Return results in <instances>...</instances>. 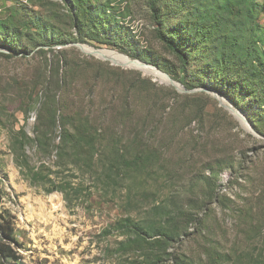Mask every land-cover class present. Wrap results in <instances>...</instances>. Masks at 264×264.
Returning <instances> with one entry per match:
<instances>
[{"label": "rangeland", "instance_id": "374dc122", "mask_svg": "<svg viewBox=\"0 0 264 264\" xmlns=\"http://www.w3.org/2000/svg\"><path fill=\"white\" fill-rule=\"evenodd\" d=\"M103 4L113 15L107 25L112 38L123 33L136 47L169 57L155 37L149 0ZM0 17L31 35L37 19L48 32L74 30L64 0H0ZM80 43L85 51L101 48L139 59L116 46ZM51 48L38 44L9 57L0 46V215L11 217L19 243L11 245L20 262L144 264V249H118L124 235L115 224L126 216L154 219L152 209L169 197L197 202L213 186L212 170L225 167L215 177L220 199L201 213L202 229L170 248L176 262L166 260L163 249L154 247L152 254L161 255L158 264H264V134L223 105L240 110L230 97L212 86L178 90L159 75L89 54L73 41ZM59 58L67 63L66 106L88 116L100 133L89 151L59 145L60 120L52 130L47 120H38L43 89H55L52 61ZM146 79L155 86L146 89ZM243 102L251 117L258 114L252 98ZM22 128L29 140L20 144ZM42 164L40 175L32 177L30 170ZM52 183L64 190L50 189Z\"/></svg>", "mask_w": 264, "mask_h": 264}, {"label": "trees", "instance_id": "16d2710c", "mask_svg": "<svg viewBox=\"0 0 264 264\" xmlns=\"http://www.w3.org/2000/svg\"><path fill=\"white\" fill-rule=\"evenodd\" d=\"M64 1L74 29L66 34L48 32L49 26L37 19L34 21L37 26L35 34L31 35L0 17V46L9 50L8 54H3L9 57L20 53L28 54L38 44L48 45L52 51L51 45L71 41H93L98 45L116 46L132 57L156 65L188 90L212 86L214 90L228 95L253 128L264 134V25L260 22L264 6L259 0H149L155 23V37L169 54V57L163 58L147 48L136 47L123 33H120L117 40L112 38L107 25L113 15L108 12L107 7L110 5L103 4L106 0ZM52 65L58 78L57 83L54 90L48 87L43 89L39 98L38 120H47L45 125L51 130L56 126L57 120H60L59 145L62 147L70 144L77 151H89L92 147L90 142L97 140L100 133L89 123L88 116H83L80 111H70L66 106L62 93L68 76L66 60H53ZM143 81L148 84L146 89L155 86L150 79ZM247 97L254 100L252 107L258 112L256 116H252L255 120L248 114L247 104L243 102ZM44 133L46 132L43 131L38 136L39 144L44 142ZM20 134L24 139L20 144L29 140L23 128L20 129ZM16 161L20 167L30 169L25 160L16 158ZM43 166L42 164L36 171L33 168L29 173L37 178ZM112 168L117 169L115 166ZM223 168L225 167L212 170L209 179L213 186L197 202L178 203L169 197L163 205L152 209L154 219L136 221L131 216L120 219L115 226L121 230L124 238L118 242V249L127 251L134 246L140 247L146 251L143 253L144 264H158L161 255L158 252L152 254L156 247L158 250L163 249L166 260L176 262L175 250L170 251V248L182 237L199 232L204 226L205 218L201 213L208 214L207 204L212 199H220L215 193L219 187L215 177ZM50 189L64 190V186L52 183ZM4 215L1 212L0 264H22L19 254L11 245H19L13 234L11 217ZM191 225L195 230H188Z\"/></svg>", "mask_w": 264, "mask_h": 264}, {"label": "bare ground", "instance_id": "6f19581e", "mask_svg": "<svg viewBox=\"0 0 264 264\" xmlns=\"http://www.w3.org/2000/svg\"><path fill=\"white\" fill-rule=\"evenodd\" d=\"M86 46V45H85ZM84 47V46H83ZM90 47V46H89ZM92 48V47H90ZM94 50V48H92ZM91 52V51H90ZM93 53H95L97 56L101 57V58H104V59H109V60H112L114 62H117V63H121L125 66H130V67H138L140 68L142 71H148L150 72L149 74L150 75H153V76H161V78L158 77V79L162 80V81H167L168 78L167 76H165L163 73H161L159 70H157L156 68L154 67H151V66H147V65H139L133 61H131L127 56L123 55V54H120L122 57H119L115 52H112V51H108V50H102V51H92ZM157 70V71H156ZM143 71V72H144ZM148 74V73H146ZM156 77V78H157ZM164 78V79H163ZM233 113V112H232ZM241 119V118H240ZM242 120V119H241ZM243 121V120H242ZM244 122V121H243ZM245 123V122H244Z\"/></svg>", "mask_w": 264, "mask_h": 264}, {"label": "water", "instance_id": "95a60500", "mask_svg": "<svg viewBox=\"0 0 264 264\" xmlns=\"http://www.w3.org/2000/svg\"><path fill=\"white\" fill-rule=\"evenodd\" d=\"M77 46H79V48L81 49V50H83V51H85L84 50V48H83V44L82 43H80V42H74ZM98 50H102L101 48H94V51H98ZM85 52H87V53H89V54H93V55H96L95 53H93L92 51L90 52V51H85ZM97 56V55H96ZM126 56V55H125ZM99 57V56H98ZM128 57V56H127ZM131 61H133V62H135V63H137V64H139V65H147V66H151V67H154V68H156L157 70H159L161 73H163L165 76H167V78H168V80L167 81H165L166 83H169V84H171V85H173L175 88H177L178 90H183V91H193V90H188V89H186L184 86H183V84H181V83H179V82H177V81H175L167 72H164V71H162V70H160L157 66H155V65H153V64H151V63H148V62H145V61H143V60H139V59H132V58H130V57H128ZM114 62V61H113ZM115 63H117V62H115ZM119 64H121V63H119ZM136 68H138V67H136ZM212 91H214L215 93H217V91L216 90H212ZM225 107H227L229 110H231V111H233V112H236L237 113V115L242 119V120H244L245 122H247L249 125H250V123H249V121H248V119L246 118V116H245V114L241 111V110H235L231 105H226V104H223Z\"/></svg>", "mask_w": 264, "mask_h": 264}]
</instances>
